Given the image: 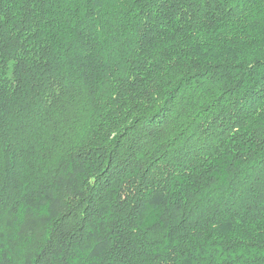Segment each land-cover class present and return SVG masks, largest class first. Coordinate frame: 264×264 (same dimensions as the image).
<instances>
[{"label":"trees","instance_id":"trees-1","mask_svg":"<svg viewBox=\"0 0 264 264\" xmlns=\"http://www.w3.org/2000/svg\"><path fill=\"white\" fill-rule=\"evenodd\" d=\"M0 264H264V0H0Z\"/></svg>","mask_w":264,"mask_h":264}]
</instances>
